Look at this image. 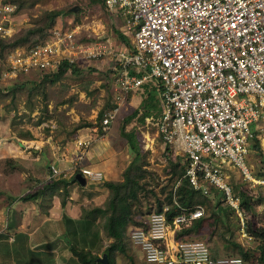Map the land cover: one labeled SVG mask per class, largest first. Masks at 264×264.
I'll return each mask as SVG.
<instances>
[{
  "label": "built area",
  "instance_id": "2783aa9c",
  "mask_svg": "<svg viewBox=\"0 0 264 264\" xmlns=\"http://www.w3.org/2000/svg\"><path fill=\"white\" fill-rule=\"evenodd\" d=\"M103 4L113 19L121 21L131 50L114 49L100 35L85 39L90 34L84 23L59 21L35 44L9 49L1 78L57 72L63 62L76 66L107 59L116 99L123 101L148 81L157 82L162 110L157 119L146 117L155 127L151 138L143 140L147 148L158 146L178 161L182 177L194 190L207 196L211 188L221 193V200L240 217L241 235L250 239L226 170L237 168L253 185L263 182L251 173L247 159L254 132L264 130V0H104ZM17 8L12 0H0L1 38L16 32ZM116 115V108L104 113L98 140L105 138ZM91 145L90 138L75 141L69 173L77 171L88 183H96L102 172L81 165ZM61 174L67 176L51 164L47 178L53 181ZM148 187L154 189L152 184ZM169 208L164 204L161 211L155 209L145 226L129 231L146 263L245 264L239 256L213 258L202 239L176 238L183 226L203 216L200 205L181 208L171 220L166 215Z\"/></svg>",
  "mask_w": 264,
  "mask_h": 264
},
{
  "label": "rangeland",
  "instance_id": "374dc122",
  "mask_svg": "<svg viewBox=\"0 0 264 264\" xmlns=\"http://www.w3.org/2000/svg\"><path fill=\"white\" fill-rule=\"evenodd\" d=\"M13 1L17 3L18 7L14 26L16 32L9 41L0 40V72L5 66L6 53L13 47L12 42L14 40L26 37V41L15 46L31 45L32 42L41 40L48 29L59 21L72 20L74 23L87 25L90 34V36L85 37L87 40H95L100 35L102 39L108 40L114 49L120 51L132 49V41L123 32L121 21L113 19L107 13L103 0ZM74 8H77V10L72 11ZM53 11H61V13L54 19H50V13ZM116 29L126 35L129 44L120 40L115 32ZM30 32L32 33L30 34ZM0 39L6 40L8 38L0 37ZM109 65L110 62L107 59L76 65L73 68H68L54 83H42V75L37 72L22 74L16 78H1L0 76V128L2 129L0 137L18 142L20 139L22 141L33 140V144L26 141L24 144L27 147L30 146L31 150L36 151L32 154L33 156L37 155L39 157V160L29 159L23 162L18 160L7 162L5 158H0V264H25V262L33 264L37 259H40V261L51 259L53 260L52 264H79L75 256L66 248L62 250L40 249V243L46 240H55V236L65 230V224L60 219L48 220L39 226L43 219H39L38 216L36 218V215L31 211L37 208L39 211H47L52 205L53 199L56 198L60 202L61 200L67 201L69 196L74 199V206L70 213H73L76 219L81 216L82 209L94 207L104 209L110 197V192L107 188L104 187V189L103 186H100L103 180L96 183L87 182L85 186L72 185L68 188V193L63 191L50 195V191L45 190L43 195L31 200L37 201H33V204L29 205L30 210L23 208V212L29 213L26 219L23 221L13 219L14 225L17 222L16 229L18 230L12 232L11 235L4 233L7 207L12 201L10 195H7L10 190L5 187L2 180L9 179L10 184L13 186L12 191L17 196L18 201L24 194L33 193L34 191L37 194L38 191H43L49 181L47 176L50 173V165L56 154L63 155L66 160L68 157L66 167H74L72 158L76 150L75 141L79 138H90L92 143L95 144L94 141L98 140L97 135L100 132L101 119L109 109L116 108L117 115L111 125L109 134L103 140L104 142L100 141V144L101 147L105 143L108 144L105 145L107 151H110L109 154L111 155L112 150L115 155L107 161L108 167L104 163L101 165L97 163L98 166L109 174V167H113L114 171H118L120 176L121 168L133 162V167L137 166L145 169L143 175H147L146 181L154 187L155 197L164 200L168 193H175L179 178L173 173L174 170L171 164V161L174 162L173 158H170L166 151L158 146H153L152 149L147 148L146 143L143 141L146 140V136L149 139L151 138V135L155 132V127L147 122V116L144 117L143 121H139L142 110L135 117H132L129 122H124V119L139 107L140 102L147 95L145 87L130 92L123 101L116 99L117 94L113 83L109 79ZM157 98V110L148 115L154 119L159 118L162 110L161 99L158 95ZM84 124L88 126L79 128L80 125ZM123 126L125 131L133 129L136 133V144L138 141L140 149L137 158L132 154L126 139L121 135ZM253 127L254 125H252ZM254 133L260 150L253 148L254 139L247 160L251 173L260 177L263 182L253 185L243 177L237 168H228L226 173L236 196L244 191L253 197L255 202L253 219L255 224L260 226L264 225V130H256ZM148 144L150 143L148 142ZM92 146L94 145L92 144ZM86 153L81 165L98 161L99 157L87 155ZM55 166L61 167L57 164ZM14 167H21L27 171L24 180L17 176V171L12 170ZM35 167H41L40 173L42 174L39 173L38 168L34 169ZM116 167L119 170H116ZM28 170L30 171L28 172ZM12 172H14V175L9 176L8 174ZM70 173L68 172L67 176L61 174L58 178H68ZM152 176L154 181H150L149 177ZM110 177L112 179V176ZM143 180L144 178L139 180L140 184H143ZM143 190V188L137 189V193L139 192L138 195H140L139 201H136L133 205L135 210L133 220L129 223L123 239L125 252L122 253L117 250L111 252V264H147L142 251L134 245L129 237L130 229L146 225L148 215L156 209L154 205L155 197L149 195L147 191L140 192ZM85 195L89 197L83 205ZM212 196H215L214 200ZM221 196L222 194L214 188H212L209 197L197 196V200L200 201L197 205H200L204 211L203 219L205 221L210 219L203 224L205 226L210 223L207 230L209 235H206V237L208 236L206 239L208 242H212L213 246L223 242L228 247L227 252H224L226 255L238 254L233 243H239L250 253V258L245 260V264H261L258 262L257 241L241 235L240 228L242 225L239 215L221 200ZM16 209L14 213L22 211L20 208ZM221 210L225 215L221 214ZM94 216V224L88 229L89 232L85 237L78 236L77 245L81 248L84 247V249L89 247L91 256L101 257L113 238L108 237L105 231L107 213L100 210L96 211ZM241 217L245 222L244 216ZM250 218L251 215L248 214L247 219ZM39 227H41L42 232L38 231ZM243 227L246 232L245 223ZM40 233L43 235H40ZM203 238L205 237L203 236ZM29 249L41 254L38 255L36 252L31 254Z\"/></svg>",
  "mask_w": 264,
  "mask_h": 264
},
{
  "label": "trees",
  "instance_id": "16d2710c",
  "mask_svg": "<svg viewBox=\"0 0 264 264\" xmlns=\"http://www.w3.org/2000/svg\"><path fill=\"white\" fill-rule=\"evenodd\" d=\"M13 1V0H12ZM104 1V0H103ZM61 13V11H53L50 13V19H54L56 16H58ZM50 29V28H49ZM48 29V30H49ZM48 32V31H47ZM117 36L120 38V40L124 43L129 44V40L126 37L125 34H123L119 30H115ZM32 32H30L31 34ZM47 34V33H46ZM13 36L9 37L6 40L0 39L2 41H9ZM27 38H19L16 39L12 42L13 47L17 45L18 43H22L23 41H26ZM37 41L32 42V44H35ZM9 44V43H8ZM75 67L72 64H69L68 62H63L60 66L57 72H52V73H43L41 82H50L54 83L56 82L59 77L68 69V68H73ZM153 80L148 81L143 85L147 91V95L144 96V99L142 102H140L139 107L133 111V113L124 119V122L127 123L131 120L132 117H135L139 112L142 110L141 117L139 121H143L144 117L152 114L153 111L157 110V95H158V89L160 88L157 82H154L153 85ZM156 83V84H155ZM158 85V86H156ZM141 87V89L143 88ZM141 108V109H140ZM101 116V114H100ZM82 126H88L86 124L80 125ZM121 135L126 139L127 145L132 151V154L137 158L140 149L138 147V141L136 144V133L132 129L130 131H125L124 126L123 129H121ZM257 137L254 139V144L253 148L256 150H260V146L256 140ZM30 139V138H28ZM133 162H131L130 165H127L124 170L121 173L122 178L119 180H104L102 181L101 185L105 188H107L110 192V197L106 203V206L104 209H101L100 207H94L91 209H82V214L79 218L73 219L68 217L66 214H64L61 218L62 223L65 224V230H63L59 235L55 236V240L53 241H44L40 243L39 247L40 249L45 248L46 250H62V249H67L72 255L75 256L76 260L79 261V264H100L98 262V256L97 255H90V248L88 247L87 249H84L79 247L77 245V239L78 236L85 237L86 234L89 232V228L91 227L92 224L95 222V216L94 213L96 211L102 210L103 212L107 213V223L105 225V231L108 237L113 238V241L108 245V247L105 249V252L108 256V264H111L110 262V255L111 252L114 250H117L119 252L124 253L125 252V247L123 244V239L125 236L126 229L133 220L134 216V204L136 201H139V196L137 193L138 188H143L144 192L147 191L149 195L155 197V190L152 188H149L148 183L146 181L147 175H143L145 169L142 167H133L132 165ZM171 164L173 166V173L177 175L179 178V184L177 186V189L174 194L172 192L168 193L164 200L158 198L157 196L155 197V208L157 211H161L162 207L164 204H168L170 206L169 210L166 212L168 220H171L174 216L177 214H180L181 208L185 209H194L197 204L200 202L197 200V196H207L202 194L198 190H194L188 183V180L183 176V166L177 161V162H172ZM87 166V165H86ZM89 167V166H88ZM94 169V168H93ZM96 170V169H95ZM78 173L77 171L74 172L70 177L68 178H57L53 181H48L47 185L44 187L43 191H38V193H27L21 196L20 200L23 201H28L32 200L34 198H37L39 195H43L45 190L50 191V195H54L55 192H65L68 193V188L74 184L78 185L76 179H75V174ZM141 178H144L143 184H140L139 180ZM153 179V178H151ZM212 191V188H211ZM208 195L207 197H209ZM239 197V208L242 212V215L244 216L245 220V229L247 235L250 237V239H253L257 241L256 243V249L259 251V257H258V262L261 264H264V225H256L254 222V206L255 202L253 201V197L248 195L247 192H241L240 195H237ZM176 197V199H175ZM214 199L215 196H212ZM174 200L178 203L175 204ZM65 201L61 200V205L64 206ZM228 206V205H227ZM230 208V207H229ZM221 214L225 215L223 210H221ZM133 213V214H132ZM250 214L251 218L247 219V215ZM208 221L210 219H207ZM206 220V221H207ZM203 217H200L198 219H194L191 222H189L188 225L183 226L177 233H176V238L177 239H186V238H198L204 240L210 249L211 255L213 258H217L220 256H239L243 259L244 263L245 260H248L250 258V253L249 251L244 248L243 245L239 243H233L235 247L237 248V253L238 254H229L226 255L221 254L219 255L216 251H212L210 242L206 239L207 237L204 235L199 234V228L206 222ZM210 224V223H208ZM145 226V225H144ZM7 235V234H6ZM203 236L205 238H203ZM62 241V242H61ZM226 250H228V247H225ZM30 253L34 254V252L31 249H29ZM227 252V251H226ZM38 253L40 255L41 253ZM103 253V254H104ZM89 254V255H88ZM53 260L47 259V260H42L37 259L33 264H52ZM25 264H27L25 262ZM148 264V263H147Z\"/></svg>",
  "mask_w": 264,
  "mask_h": 264
},
{
  "label": "crops",
  "instance_id": "0c3cea01",
  "mask_svg": "<svg viewBox=\"0 0 264 264\" xmlns=\"http://www.w3.org/2000/svg\"><path fill=\"white\" fill-rule=\"evenodd\" d=\"M110 129H111V127H110ZM110 129H109V131H110ZM1 130L2 129L0 128V131ZM109 131L107 132L106 136L109 134ZM106 136L104 139H106ZM104 139H102V140L99 139V140L94 141L96 143L95 144L92 143V144L95 147L91 145L88 148V151L86 153L87 155H95L96 157H99V158H98L97 162H95V161L94 162H87L86 165L87 166L89 165L91 168H94L96 170L101 171L103 174V179H102L103 181L104 180H112V181L119 180V179H121V174L119 176V172L114 171L113 167H109V169H110V174H109L108 172L103 171V169H101L100 166H98V164H97V163H99L101 165L104 163L106 165V167H108L109 164L107 161H109V159H111L113 157V155H115L114 151L111 150V155L109 154L110 151H107V148L105 147V145H108V144L105 143V145L103 147H101L102 145L100 144V141L104 142L103 141ZM25 141L28 142L29 144L30 143L33 144V140H23L22 141V139H20L18 142V141H14V140L11 141L10 139H5V138L0 137V158H5V160L7 162H10L11 160H18L20 162H23V161L29 160V159L37 160L39 157L37 155L36 156L32 155L36 151L31 150L30 146L27 147L24 144ZM97 142H99V144H97ZM90 149L91 150L93 149V151H91ZM96 152H97V154H95ZM56 153H54V154H56ZM107 154H109V155H107ZM67 160H68V157H67ZM67 160L65 158H59V156L56 154V156L53 158L52 164H54V165L57 164V165L61 166V167H57V168L61 171H66L68 173L70 167H66L67 166ZM105 162H107V163H105ZM37 168L39 169V173H40V169H42V168L41 167H35L34 169H37ZM124 168L125 167L121 168V173L124 170ZM17 169H19V170H17ZM12 170L17 171L18 172L17 176H19L21 178V180H24V177H25L26 172H27L26 170L22 169L21 167L20 168L14 167ZM116 170H119V168L116 167ZM29 171L30 170H28V172ZM1 174H2V172H1ZM40 174H42V173H40ZM107 174L112 176V179ZM8 175L9 176L14 175V172H12ZM2 183H4L5 187L10 190L7 192V195H10V199L12 201L10 204H8V207H7L6 223H5V228H4V233L7 235H11L12 232L14 233L15 231L18 230V229H16L17 228L16 227L17 222L14 225L13 219L14 218L18 219V220L21 219L22 221L24 219H26L28 217L29 213L23 212V208L30 210L29 205L33 204V201H35V200L23 201V200L19 199V201H18L17 196L12 191L13 186L10 184L9 179L8 178L3 179ZM100 186H102L101 183H100ZM102 188H104V187H102ZM88 197H89L88 195L84 196L83 205L85 204V202H87ZM85 199H86V201H85ZM73 206H74V199L72 196H69L67 201L65 200L64 206H62L61 202L59 200L57 201V199L55 198L52 200V205L47 209V211H43V210L39 211L38 208L36 209V207H35L36 210H33L31 212L34 215H36V218L38 216L39 219L40 218L43 219L41 221V223L39 224V226H40L44 222H47L48 220H60L64 214H66L70 218L76 219L74 214L70 213V210L73 209ZM16 208H20L22 211H18V213H14V210H17ZM42 216H44V218H42ZM208 225L209 224H206L205 226L202 225L199 228V234L204 235V236L209 235V233H208L209 231H207ZM40 229H41V227H39L38 231L42 232V230H40ZM40 235H43V234L40 233ZM210 245H211L212 251L213 252L216 251L219 255L224 254V252L226 251V248H225L226 246L223 244V242H221L217 246H213L212 242H210Z\"/></svg>",
  "mask_w": 264,
  "mask_h": 264
},
{
  "label": "water",
  "instance_id": "95a60500",
  "mask_svg": "<svg viewBox=\"0 0 264 264\" xmlns=\"http://www.w3.org/2000/svg\"><path fill=\"white\" fill-rule=\"evenodd\" d=\"M76 10H77V8H74L72 11H76ZM75 179L81 186H85L87 183L86 179L80 173L75 174ZM98 262L100 264H108L107 254L104 253V254H102L101 257H98Z\"/></svg>",
  "mask_w": 264,
  "mask_h": 264
},
{
  "label": "clouds",
  "instance_id": "9594fccd",
  "mask_svg": "<svg viewBox=\"0 0 264 264\" xmlns=\"http://www.w3.org/2000/svg\"><path fill=\"white\" fill-rule=\"evenodd\" d=\"M72 174H70V176H71ZM103 179V178H102ZM78 183V182H77ZM79 184V183H78ZM87 184V183H86Z\"/></svg>",
  "mask_w": 264,
  "mask_h": 264
}]
</instances>
